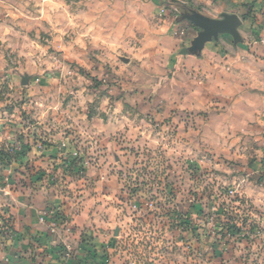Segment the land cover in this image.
<instances>
[{
	"label": "rangeland",
	"instance_id": "374dc122",
	"mask_svg": "<svg viewBox=\"0 0 264 264\" xmlns=\"http://www.w3.org/2000/svg\"><path fill=\"white\" fill-rule=\"evenodd\" d=\"M212 1L0 0V264L46 263L17 199L61 264H264V0L224 67L187 53Z\"/></svg>",
	"mask_w": 264,
	"mask_h": 264
},
{
	"label": "crops",
	"instance_id": "0c3cea01",
	"mask_svg": "<svg viewBox=\"0 0 264 264\" xmlns=\"http://www.w3.org/2000/svg\"><path fill=\"white\" fill-rule=\"evenodd\" d=\"M205 1H206V4L208 5L210 0H205ZM248 1L249 0H214L211 2V4L213 2H214V4L215 3L216 4L221 3L222 5H224L226 7V11L224 14L229 15V13H231L233 8H239L240 9V4H242L244 6L247 4ZM261 1L262 0L255 1V3H256L255 6H257ZM197 12L200 15H202L206 18H209V19H213V20L221 19V18L214 19L211 16H208L207 15L208 13L200 12L199 9H197ZM231 14H233V13H231ZM243 26H244V23H242V20H241V26L237 30L238 35L240 34L239 29ZM254 32L259 34L260 30H257V31L254 30ZM221 36L230 37L231 41L222 40V39H220ZM260 36L261 35L259 34V37ZM239 38H240V35H239ZM244 43L245 42L242 39V37H241L239 42L234 43V40L232 39V37L230 35H227V34L218 35L216 39H212L211 41L204 43V45L201 49L202 55L199 59L196 58L195 62H196V64L206 63V62L208 63L209 61L204 59V56L205 57L209 56L212 59L215 57L214 61L222 62L224 64L223 65V67H224L226 64H229L228 62L231 61L230 56L232 54H235V53L237 54L238 47H234V45L244 44ZM251 44L253 45V49L254 50L257 49L256 51L258 53H260V51L262 50L261 47L263 44V41L261 40V38H256V40L253 41ZM222 48H224V50L227 51L226 54L224 52H222V54H221L220 50ZM187 53H189V52L187 51ZM226 59H228V60H226ZM239 61L240 62H238V65L240 66V75H242V78H246L245 76H248L249 78H255L256 80L259 78H262L261 76H263L262 74H264V72H261V70H257L256 68H253V71H250L249 70L250 68L248 69L247 64L250 62H249V59L247 57H240ZM258 61L260 62L261 60H259L258 58H253V65H255L256 64L255 62H258ZM259 62L257 64H259ZM210 63L212 64V62H210ZM214 67H216V65ZM253 89L254 90H260L261 86L259 85V86L253 87ZM253 89H252V87H246V85H244V87L242 88V90L247 91V93H251ZM38 209H39L38 205H36L35 201L27 200V199L21 201L20 199H17L16 203H14V213L16 214V218H17L16 223L18 224L19 229L24 228L25 231L30 233V237L33 236L38 241L44 237V239H45L44 241H46V243L43 247L44 251H42V252H45V253L42 256L44 257V261L46 262L45 264H61L59 259L62 257V255L60 253L62 250H64V248L65 249L68 248L69 237L65 238L64 235L61 236V235L57 234V232H58L57 229L50 227L51 221L46 216H45L46 218L43 217L42 215L40 216V218L37 217L38 216ZM41 219L44 222L39 223L38 221H40ZM51 233L57 234L56 237L54 235H51ZM20 234H22V230H20ZM23 264H34V263H32L30 261L27 263L25 262Z\"/></svg>",
	"mask_w": 264,
	"mask_h": 264
},
{
	"label": "water",
	"instance_id": "95a60500",
	"mask_svg": "<svg viewBox=\"0 0 264 264\" xmlns=\"http://www.w3.org/2000/svg\"><path fill=\"white\" fill-rule=\"evenodd\" d=\"M182 18L183 21L190 23L199 30L188 49L189 54H195L200 51L204 43L216 39L217 36L221 34L230 35L234 43L240 41L237 30L241 26V20L233 14H223L221 19L213 20L189 8L188 12H186Z\"/></svg>",
	"mask_w": 264,
	"mask_h": 264
},
{
	"label": "trees",
	"instance_id": "16d2710c",
	"mask_svg": "<svg viewBox=\"0 0 264 264\" xmlns=\"http://www.w3.org/2000/svg\"><path fill=\"white\" fill-rule=\"evenodd\" d=\"M255 1H257V0H254V2ZM250 17H249V13L247 14V15H244L243 17H242V19H244V20H247V19H249ZM60 262L61 263H64V253L62 254V257L60 258Z\"/></svg>",
	"mask_w": 264,
	"mask_h": 264
},
{
	"label": "built area",
	"instance_id": "2783aa9c",
	"mask_svg": "<svg viewBox=\"0 0 264 264\" xmlns=\"http://www.w3.org/2000/svg\"><path fill=\"white\" fill-rule=\"evenodd\" d=\"M162 12H163V10H161ZM66 256H67V254H66ZM68 257V256H67Z\"/></svg>",
	"mask_w": 264,
	"mask_h": 264
}]
</instances>
